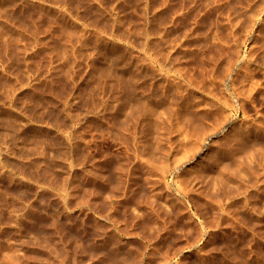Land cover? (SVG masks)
<instances>
[{"label": "rangeland", "instance_id": "obj_1", "mask_svg": "<svg viewBox=\"0 0 264 264\" xmlns=\"http://www.w3.org/2000/svg\"><path fill=\"white\" fill-rule=\"evenodd\" d=\"M95 263L264 264V0H0V264Z\"/></svg>", "mask_w": 264, "mask_h": 264}, {"label": "bare ground", "instance_id": "obj_2", "mask_svg": "<svg viewBox=\"0 0 264 264\" xmlns=\"http://www.w3.org/2000/svg\"><path fill=\"white\" fill-rule=\"evenodd\" d=\"M56 244V243H55ZM51 249H53V247L51 248ZM55 250L53 249V252H54ZM57 251V250H56ZM109 254V253H108ZM104 258H106V255H105V257ZM99 263V262H98ZM95 264H97V263H95Z\"/></svg>", "mask_w": 264, "mask_h": 264}]
</instances>
